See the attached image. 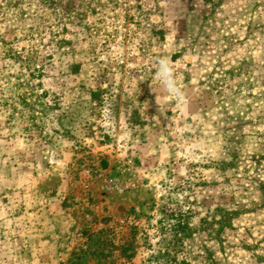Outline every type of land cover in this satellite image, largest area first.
I'll return each instance as SVG.
<instances>
[{
  "label": "rangeland",
  "instance_id": "rangeland-1",
  "mask_svg": "<svg viewBox=\"0 0 264 264\" xmlns=\"http://www.w3.org/2000/svg\"><path fill=\"white\" fill-rule=\"evenodd\" d=\"M0 264H264V0H0Z\"/></svg>",
  "mask_w": 264,
  "mask_h": 264
},
{
  "label": "clouds",
  "instance_id": "clouds-1",
  "mask_svg": "<svg viewBox=\"0 0 264 264\" xmlns=\"http://www.w3.org/2000/svg\"><path fill=\"white\" fill-rule=\"evenodd\" d=\"M157 76L161 79L167 91L176 95L177 98L182 101V95L177 86V81L174 78L172 68L169 66L167 59H161L159 61Z\"/></svg>",
  "mask_w": 264,
  "mask_h": 264
},
{
  "label": "trees",
  "instance_id": "trees-1",
  "mask_svg": "<svg viewBox=\"0 0 264 264\" xmlns=\"http://www.w3.org/2000/svg\"><path fill=\"white\" fill-rule=\"evenodd\" d=\"M179 220H180V218H179ZM180 223H181V220H180V222L178 223V225H177L176 227H181V226H180Z\"/></svg>",
  "mask_w": 264,
  "mask_h": 264
}]
</instances>
